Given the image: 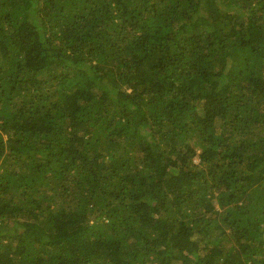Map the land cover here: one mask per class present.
<instances>
[{"label": "trees", "instance_id": "1", "mask_svg": "<svg viewBox=\"0 0 264 264\" xmlns=\"http://www.w3.org/2000/svg\"><path fill=\"white\" fill-rule=\"evenodd\" d=\"M0 264H264V0H0Z\"/></svg>", "mask_w": 264, "mask_h": 264}]
</instances>
